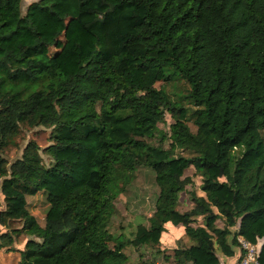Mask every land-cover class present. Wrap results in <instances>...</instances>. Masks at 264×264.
<instances>
[{
  "label": "trees",
  "instance_id": "1",
  "mask_svg": "<svg viewBox=\"0 0 264 264\" xmlns=\"http://www.w3.org/2000/svg\"><path fill=\"white\" fill-rule=\"evenodd\" d=\"M22 3L0 0V228L27 237L17 264H128L127 246L157 249L169 226L190 245L168 264L237 258L238 237L264 264V0ZM67 31L73 60L56 67L48 51ZM174 81L178 94L156 88ZM38 127L49 145L29 141L8 165L2 153ZM141 168L154 211L114 237L115 202ZM187 168L202 196L180 211ZM39 191L43 226L26 202Z\"/></svg>",
  "mask_w": 264,
  "mask_h": 264
},
{
  "label": "rangeland",
  "instance_id": "2",
  "mask_svg": "<svg viewBox=\"0 0 264 264\" xmlns=\"http://www.w3.org/2000/svg\"><path fill=\"white\" fill-rule=\"evenodd\" d=\"M36 0H23L22 11L32 2ZM64 42L58 48H50L49 54L52 55L51 59L53 65L58 67L61 66L62 56L70 55V48H66L69 43L71 36L68 35V31L63 36ZM58 51L56 56L54 53ZM69 62L73 60L72 56H68ZM156 88L165 89L169 94L180 93L182 91L181 83L174 81L170 84L163 85L162 83L156 84ZM172 123L169 115H165V125H160V128L168 130V126ZM190 128L194 130L192 125ZM50 129L45 128H34L31 130H23L22 135L17 139L15 146L8 147L5 152H3V157L11 164L15 159L19 158L22 154L23 148L29 141H34L41 150L49 145V135ZM43 163L47 165L49 163L48 158L40 152ZM186 176H193V169L187 168L185 171ZM193 187H187L186 191L183 192L179 197V210L186 211L190 208L191 203L189 202L188 192L194 190L198 195H201L199 190V185L201 183L198 176H193ZM158 195V188L154 182V175L150 170L141 168L137 173L136 179L126 188V191L119 196L115 202V213L110 222L109 231L112 236L117 237L123 234L125 237H130L135 231V226L139 222H143L145 218L151 216L154 211V203ZM27 210L31 215H33L40 226L44 225L45 215L48 210V204L46 202L45 191H39L35 195L27 196ZM261 223V221H259ZM258 223V224H260ZM182 229H175L173 227H168L166 231L161 236V244L157 249L143 248L135 250L132 247L127 246L125 248V254L128 256V264H138L141 256L142 261L152 262L154 264H168L170 261L164 260V255L171 257L172 251L175 248L187 247L190 243L184 237ZM27 237L21 235L19 237H14L9 231L0 228V264H17L19 260L18 251L21 250L25 244ZM160 250V251H157ZM197 258L200 264L205 263L206 260L210 259V256H205L202 253H197ZM215 264H225L223 263L222 254L215 256ZM211 264V263H210ZM227 264V263H226Z\"/></svg>",
  "mask_w": 264,
  "mask_h": 264
},
{
  "label": "built area",
  "instance_id": "3",
  "mask_svg": "<svg viewBox=\"0 0 264 264\" xmlns=\"http://www.w3.org/2000/svg\"><path fill=\"white\" fill-rule=\"evenodd\" d=\"M239 254L236 264H259L257 257V243L249 242L242 237L237 238Z\"/></svg>",
  "mask_w": 264,
  "mask_h": 264
},
{
  "label": "crops",
  "instance_id": "4",
  "mask_svg": "<svg viewBox=\"0 0 264 264\" xmlns=\"http://www.w3.org/2000/svg\"><path fill=\"white\" fill-rule=\"evenodd\" d=\"M237 258H232V259H230V258H225V257H223V263L225 262V264L227 263V264H236L237 263V260H236Z\"/></svg>",
  "mask_w": 264,
  "mask_h": 264
}]
</instances>
